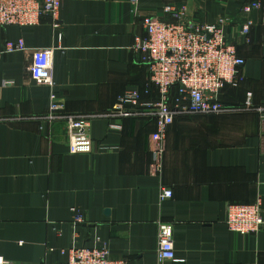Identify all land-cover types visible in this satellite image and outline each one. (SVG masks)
I'll use <instances>...</instances> for the list:
<instances>
[{"label":"crops","instance_id":"obj_1","mask_svg":"<svg viewBox=\"0 0 264 264\" xmlns=\"http://www.w3.org/2000/svg\"><path fill=\"white\" fill-rule=\"evenodd\" d=\"M196 23L230 20L227 37L245 60L244 81L226 87L220 101L252 110L228 115H180L170 125L162 168L151 171L155 121L148 117H96L89 122L90 153L68 152L63 121L46 122L49 96L67 114H104L127 90L145 94L146 57L133 48L144 36L142 17L169 20V2ZM61 0V39L45 15L33 26H0V257L5 264H67L72 246L105 244L110 256L154 264L158 226L172 227L179 262L264 264V228L255 234L227 229L228 203L259 198L264 218V0ZM22 39L26 52H4ZM51 49L54 86L30 76V52ZM120 124V130L110 128ZM162 188L172 196L160 199ZM72 208L85 221L74 226ZM64 251V252H63Z\"/></svg>","mask_w":264,"mask_h":264},{"label":"built area","instance_id":"obj_2","mask_svg":"<svg viewBox=\"0 0 264 264\" xmlns=\"http://www.w3.org/2000/svg\"><path fill=\"white\" fill-rule=\"evenodd\" d=\"M61 0H0V26H33L45 15L52 17V28L61 39V21L58 12ZM260 2H244L241 11L246 15L240 25L245 37L253 25L249 14L259 9ZM163 12L169 20L156 16L142 17L145 35L136 36L133 48L146 57L149 86L156 87V100H143L140 90H127L120 94L113 107L104 114H67L64 106L50 94L49 107L44 120L48 123L63 121L68 135V152L71 154L90 153L92 139L88 126L96 117H148L155 121L151 137L155 145L152 151L151 171L162 168L165 154V140L174 118L180 115H228L252 110L250 94L242 106L228 105L220 101V94L226 87L236 88L244 81L242 68L245 60L238 54L234 43L227 37L230 20L220 17L214 23H196L187 18L186 8L167 2ZM4 52H26L22 39L7 40ZM28 67L31 78L39 84L54 86L51 77V49H37L30 52ZM264 116V108H255ZM120 130V124L110 125ZM172 196V191L162 188L160 199ZM73 225L85 221L84 214L72 208ZM224 223L228 230L240 234H255L264 228V218L259 198L249 203H228ZM64 252V251H63ZM67 264H132L126 259H115L105 244L76 246L66 251ZM176 258L172 241V227L167 222L158 226V247L154 264H174ZM6 262L0 257V264Z\"/></svg>","mask_w":264,"mask_h":264}]
</instances>
